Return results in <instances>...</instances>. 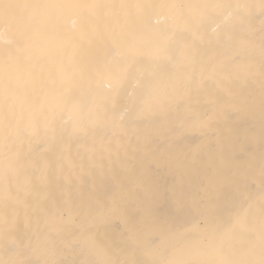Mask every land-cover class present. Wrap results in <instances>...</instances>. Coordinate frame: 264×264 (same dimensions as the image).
Returning a JSON list of instances; mask_svg holds the SVG:
<instances>
[{
	"label": "snow or ice",
	"instance_id": "obj_1",
	"mask_svg": "<svg viewBox=\"0 0 264 264\" xmlns=\"http://www.w3.org/2000/svg\"><path fill=\"white\" fill-rule=\"evenodd\" d=\"M0 264H264V0H0Z\"/></svg>",
	"mask_w": 264,
	"mask_h": 264
}]
</instances>
